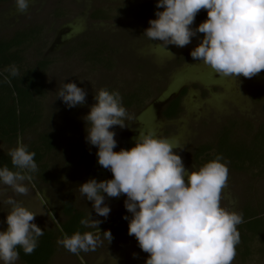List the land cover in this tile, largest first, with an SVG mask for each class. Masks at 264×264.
<instances>
[{"label":"rangeland","instance_id":"obj_1","mask_svg":"<svg viewBox=\"0 0 264 264\" xmlns=\"http://www.w3.org/2000/svg\"><path fill=\"white\" fill-rule=\"evenodd\" d=\"M144 2L156 4V0H30L26 11L21 13L16 10L14 0L0 3V40H10L18 32L34 31L32 40L21 47L24 63L27 68L39 62L47 63L46 69L39 73L44 87L40 98L42 117L34 129L19 137L24 144L48 134L55 142L54 150L44 159L47 180L36 176L30 184L25 181L28 187L25 195L3 185L0 189L5 196L41 212L33 222L45 230L61 231L66 219L62 209L67 202L83 218L90 213L92 219L102 221L98 225L101 233L86 227V231L100 236L94 251L77 255L56 244L49 264H144L148 256L138 247L133 235L110 243L102 235L107 230L106 223L115 215L123 213L131 217L124 208V194L108 197L100 193L110 208L105 219L93 211L92 202L81 197L77 190L91 178L98 182L112 178V173L98 164L96 147L85 141L87 125L83 117L95 103L94 96L99 89L118 91L123 100L141 85L138 90L141 97L138 100L135 96V104L145 101L142 107L123 106L132 119L125 122L124 128L110 129L117 142L113 151L128 150L134 146L140 131L152 130L154 135L182 146L173 152L181 157L189 172L201 167L194 156L196 150L200 146L215 148L226 127L233 131L231 139L241 146L251 145L259 129L264 127V69L250 78L218 77L210 67L189 54L203 33H197L183 47L167 45L165 49L157 44L158 40L148 41L142 34L149 26V19L156 17L136 16L137 12L145 14V5L135 11L136 5ZM96 12L100 18L92 16ZM196 15L201 19L191 26L193 29L207 18L205 9ZM86 52L93 53L89 55L92 58L99 56L100 66L86 63L82 58ZM68 82L76 83L85 91L83 104L69 108L57 98L59 89ZM256 92L260 96H254ZM182 93L179 115L167 120L163 116L167 103ZM16 144L17 139L10 144L0 140V153H8ZM226 167L227 183L221 191L220 205L241 214L242 218L246 207L253 208L261 217L264 174ZM8 211L9 206L0 203V230L6 226L3 221ZM241 245L240 241L235 245L231 264H264L261 242L255 239L247 255L242 254ZM15 264L23 263L18 259Z\"/></svg>","mask_w":264,"mask_h":264},{"label":"clouds","instance_id":"obj_2","mask_svg":"<svg viewBox=\"0 0 264 264\" xmlns=\"http://www.w3.org/2000/svg\"><path fill=\"white\" fill-rule=\"evenodd\" d=\"M30 0H14L16 10L25 12ZM155 19H149L143 36L158 40L159 46L183 47L197 33H203L190 56L210 67L220 78H250L264 69V0H156ZM207 18L195 29L191 27L199 10ZM15 76L14 66L6 69ZM7 81V77L4 78ZM85 91L76 83H64L57 93L67 107L83 104ZM89 111L83 117L85 141L95 146L97 162L112 173L111 179L91 178L77 188L84 199L92 202L93 211L107 218L110 208L105 196L125 195L124 208L129 216L127 232L133 235L138 247L148 253L144 264H231L235 245L239 243L236 226L241 214L220 205L221 191L226 186L228 170L222 157L189 172L181 157L173 152L182 147L168 138L158 137L152 130L140 131L134 146L113 151L116 147L113 126L125 127L131 121L121 103L118 91L98 90ZM8 156L16 171L0 166V185L20 195L27 194L32 173L37 170L34 152L17 137V144ZM185 176L187 183H185ZM0 203L9 206L0 230V264H15L17 248L26 255L37 246L43 230L34 223L35 212L0 189ZM44 201H41L43 204ZM53 219H55L53 217ZM102 221L88 213L80 224L101 233ZM59 227V224L57 223ZM62 233L57 244L73 254L94 251L100 242L99 234L76 231ZM109 243L110 230L102 233ZM135 255V254H133Z\"/></svg>","mask_w":264,"mask_h":264},{"label":"trees","instance_id":"obj_3","mask_svg":"<svg viewBox=\"0 0 264 264\" xmlns=\"http://www.w3.org/2000/svg\"><path fill=\"white\" fill-rule=\"evenodd\" d=\"M13 0H0V3H5ZM156 4L151 3L145 5V14H136L137 17L142 19L154 18V12L160 9H156ZM141 7L135 9L137 11ZM94 18H100L98 12L92 15ZM199 16H195L193 24L199 19ZM192 24V25H193ZM191 25V26H192ZM33 30V29H32ZM34 31L18 32L10 40H0V140L10 144L17 139L20 135H23L29 130H32L39 123L41 115L40 98L44 94V87L40 81L39 73H41L47 67L46 62H39L33 67H26L24 58L22 57V46L27 41L32 40V34ZM85 48V47H84ZM82 58L88 64H94L100 66L99 56L92 58L89 55L93 53L86 52ZM104 58V56H103ZM22 62V64H21ZM14 66L17 70V74L12 76L6 69ZM7 77V81H5ZM127 94L121 103L124 106H137L142 107L145 101H138L137 104L135 96L141 97L138 94L139 87ZM108 90V89H107ZM109 92L114 91L109 89ZM260 96L259 92H256L254 96ZM183 93L173 99L163 112V116L167 120L175 119L181 111V99ZM233 131L231 128L226 127L219 139L215 148L211 146H200L195 152V159L203 166L206 162L213 160L217 155H220L223 159L221 162H225L226 165L235 168L236 170H244L247 172L259 171L264 174V127L259 129V132L255 135L251 145H240V142H234L232 138ZM27 145V149L30 152H34V162L37 165V170L32 173V177H41L47 180L49 177L48 170L45 168L44 159L54 150L55 142L48 134H42L35 142L24 143ZM224 152H220V150ZM213 152V153H212ZM7 166L10 170L16 171L10 161V157L7 153H0V166ZM246 207L244 209V216L242 222L236 227H239V241L241 242V249L243 255H247L253 247L254 240L261 242L264 249V204L259 212L253 208ZM63 214L65 221L62 222L61 230L63 233L71 235L72 233L79 231L81 233L86 231V227L80 224V220L84 217L81 213L74 210L71 202L65 203L63 206ZM126 216L121 213L115 215L106 223L107 230H110L112 240H123L131 237L127 232L128 221L122 217ZM42 229V228H41ZM43 230V235L37 238V246L34 251L26 255L19 247V260L23 264H49L52 257L55 254L57 239L62 238L61 231L56 230Z\"/></svg>","mask_w":264,"mask_h":264},{"label":"flooded vegetation","instance_id":"obj_4","mask_svg":"<svg viewBox=\"0 0 264 264\" xmlns=\"http://www.w3.org/2000/svg\"><path fill=\"white\" fill-rule=\"evenodd\" d=\"M148 4H151V3H150V2H144V3H141V4L136 5V7H137V8H138V7L140 8V7H142L143 5H148ZM200 19H201V18H200ZM200 19H199V20H200ZM199 20H198V21H199ZM194 24H195V23H194ZM172 100H173V99H172ZM172 100H171V101H172ZM171 101H169V102L167 103L166 107L169 105V103H170ZM166 107H165V109H166ZM165 109H164V110H165ZM163 112H164V111H163Z\"/></svg>","mask_w":264,"mask_h":264}]
</instances>
